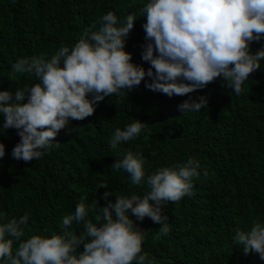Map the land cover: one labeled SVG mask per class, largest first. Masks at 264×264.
Segmentation results:
<instances>
[{
  "label": "trees",
  "instance_id": "trees-1",
  "mask_svg": "<svg viewBox=\"0 0 264 264\" xmlns=\"http://www.w3.org/2000/svg\"><path fill=\"white\" fill-rule=\"evenodd\" d=\"M148 2L0 0V90L14 94L17 88L39 83L34 74H14L12 65L19 58L44 55L50 59L61 46L73 48L85 30L100 26V18L109 11L121 22L129 14L136 16L126 51L132 53L133 63L149 68L142 60L146 43L142 9ZM262 47L264 40L250 46L253 53ZM148 82L146 77L134 90L122 89L98 102L93 115L70 122L41 158L27 163L12 157L20 137L15 129H3L0 114V143L5 145V156L0 158V223L27 213L21 239L51 238L61 234L62 217L74 214L82 197L89 209L86 219L96 223L108 200L143 196L149 191L148 175L194 158L200 163L194 195L163 209L169 234L159 236L161 225L150 218L136 221L145 233L141 254L147 253L156 264H264L258 254L244 255L234 243L237 231H249L254 220L264 223V61L238 96L221 78L202 90L171 98L147 89ZM201 96L207 97L208 106L200 111L183 114L178 109L185 100ZM138 120L144 123L140 135L111 149L115 129L123 130ZM128 151L143 155L141 185H133L124 170H111ZM102 183L108 189H99ZM108 190L113 195L105 200L103 193ZM71 230L82 235L84 223L74 222Z\"/></svg>",
  "mask_w": 264,
  "mask_h": 264
},
{
  "label": "clouds",
  "instance_id": "clouds-1",
  "mask_svg": "<svg viewBox=\"0 0 264 264\" xmlns=\"http://www.w3.org/2000/svg\"><path fill=\"white\" fill-rule=\"evenodd\" d=\"M146 43L142 46L145 69L132 62L126 41L136 16L121 22L111 11L103 15L100 26L85 30L73 48L61 46L50 59L44 55L19 58L12 65L14 74H34L40 82L17 88L13 94L0 90V114L3 129H15L20 137L12 150L16 160L31 162L51 148L58 134L94 114L95 105L106 97L138 87L153 92L186 96L206 88L221 78L237 96L250 75L261 69L264 47L255 53L251 44L264 40V0H150L142 9ZM95 29V30H94ZM91 94V99H89ZM25 100L27 102L25 103ZM208 106L206 96L188 99L178 105L183 113ZM144 123L140 120L125 129L116 128L109 145L117 149L122 142L137 138ZM5 145L0 143V158ZM141 152L128 151L117 159L111 170H124L133 185L145 178ZM200 163L190 158L175 167H161L147 176L149 191L143 196H116L103 193L108 200L102 215L93 223L86 218L89 209L83 202L74 214L62 217L61 234L45 238L33 235L22 240L29 216L0 223V261L3 264H156L142 253L145 233L136 221L146 217L159 227V236H167L170 227L163 214L166 205L194 195L193 180L200 175ZM205 174H207L205 170ZM108 189L106 183L99 185ZM98 203V201H96ZM2 215V214H0ZM135 217V220L133 219ZM83 222L85 232L76 235L72 225ZM14 242L18 247L14 250ZM234 243L243 254H258L264 260V223L253 221L249 231H237ZM83 244V251H79Z\"/></svg>",
  "mask_w": 264,
  "mask_h": 264
}]
</instances>
